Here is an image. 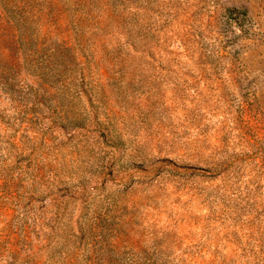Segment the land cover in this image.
I'll list each match as a JSON object with an SVG mask.
<instances>
[{"label":"rangeland","instance_id":"1","mask_svg":"<svg viewBox=\"0 0 264 264\" xmlns=\"http://www.w3.org/2000/svg\"><path fill=\"white\" fill-rule=\"evenodd\" d=\"M0 264H264V0H0Z\"/></svg>","mask_w":264,"mask_h":264}]
</instances>
